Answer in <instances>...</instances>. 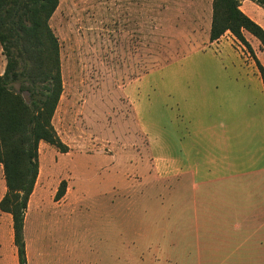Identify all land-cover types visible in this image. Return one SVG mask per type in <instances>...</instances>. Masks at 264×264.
<instances>
[{
  "label": "rangeland",
  "instance_id": "1",
  "mask_svg": "<svg viewBox=\"0 0 264 264\" xmlns=\"http://www.w3.org/2000/svg\"><path fill=\"white\" fill-rule=\"evenodd\" d=\"M210 1L59 0L49 21L63 79L53 125L68 152L40 143L27 264H198L194 200L207 191L198 206L221 214L219 183L185 187L172 204L169 179L162 181L169 169L155 168V139L169 147L177 137L176 118L190 95L181 87L234 88L235 48H209ZM0 52L6 67L1 43ZM62 181L66 193L57 200ZM0 190L2 198L1 164ZM0 215L11 225L0 264H19L12 216ZM201 235L212 242L216 233Z\"/></svg>",
  "mask_w": 264,
  "mask_h": 264
},
{
  "label": "crops",
  "instance_id": "2",
  "mask_svg": "<svg viewBox=\"0 0 264 264\" xmlns=\"http://www.w3.org/2000/svg\"><path fill=\"white\" fill-rule=\"evenodd\" d=\"M210 2L212 8L213 0ZM241 9L264 28L262 7L243 0ZM211 17L210 14V20ZM244 36L264 66L261 42L248 31ZM208 44L220 52L235 48L239 62L234 88L216 83L180 88L191 96L181 103L182 113L176 118L177 137L171 146L163 137H156L155 168L169 169V178L162 181L169 179L172 204L176 199L179 203L185 187L192 186L198 192L201 186L219 183L225 208L221 214L198 206L199 200L207 198V191L194 200L198 264H264V83L255 58L230 31ZM4 70L2 64L0 74ZM1 196L0 193V200ZM31 201L30 198L28 210ZM9 230L11 225L0 215V247L9 249ZM209 232L216 233L213 241H201V234ZM228 233L235 236L227 237Z\"/></svg>",
  "mask_w": 264,
  "mask_h": 264
},
{
  "label": "trees",
  "instance_id": "3",
  "mask_svg": "<svg viewBox=\"0 0 264 264\" xmlns=\"http://www.w3.org/2000/svg\"><path fill=\"white\" fill-rule=\"evenodd\" d=\"M242 1L213 0L209 40L230 31L255 58L264 83V66L244 36L251 33L264 50V28L241 9ZM251 1L264 9V0ZM58 6L59 0H0V43L7 58L0 74V164L6 183L0 210L12 216L19 264H27L25 220L39 176L40 143L68 152L53 125L63 93L59 40L49 24ZM66 189L62 181L57 200Z\"/></svg>",
  "mask_w": 264,
  "mask_h": 264
}]
</instances>
